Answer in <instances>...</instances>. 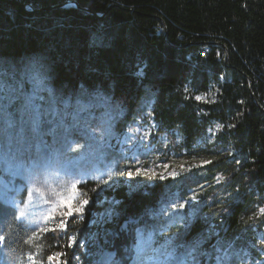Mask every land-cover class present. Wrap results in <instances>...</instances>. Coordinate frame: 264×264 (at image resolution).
Wrapping results in <instances>:
<instances>
[{
  "label": "trees",
  "instance_id": "obj_1",
  "mask_svg": "<svg viewBox=\"0 0 264 264\" xmlns=\"http://www.w3.org/2000/svg\"><path fill=\"white\" fill-rule=\"evenodd\" d=\"M30 65L55 91L71 99L101 92L127 116L151 98L146 117L155 120V141L163 134L175 140L180 133L192 150L214 121L222 124L215 144L198 151L207 153L212 169L229 166L227 179L217 190L207 189L195 215L171 229L173 249L201 241L212 221L221 238L238 236V242L264 225V214L254 213L264 194V0H0V69L14 68L20 76ZM214 83V100L197 99ZM230 144L240 156L238 165H226L230 155L219 151ZM91 184L82 187L92 204L97 191L91 192ZM167 187L155 179L148 189L123 186L109 193L119 214L142 222L168 195ZM71 222L67 231L42 237V264L47 257L59 264L57 254L61 264L90 263L82 249L70 250L64 237L86 236L90 220ZM33 232L0 198L5 263L17 264L32 250ZM109 239L120 264H127L133 233L113 225ZM212 248L199 254L201 264Z\"/></svg>",
  "mask_w": 264,
  "mask_h": 264
},
{
  "label": "rangeland",
  "instance_id": "obj_2",
  "mask_svg": "<svg viewBox=\"0 0 264 264\" xmlns=\"http://www.w3.org/2000/svg\"><path fill=\"white\" fill-rule=\"evenodd\" d=\"M29 67L20 76L14 68L0 69V198L13 205L18 219L34 230L29 238L32 250L17 264H42V237L60 229L62 221L67 231L69 220L74 226L87 217L90 230L86 236L64 237L70 250L82 249L89 264H120L115 250L109 248L113 245L109 242L113 225L126 234L133 233L127 264H201L199 254L208 247L214 248L208 251L204 264H264V225L248 241L239 237L238 242V236L221 238L212 221L201 241L173 249L171 229L191 219L201 207L202 196L208 194L207 189L217 190V185L227 179L229 166L212 169L207 153L198 151L215 144L223 128L221 123L214 121L208 127L192 147L194 152L183 145L180 133L175 140L163 134L155 141V120L146 117L151 98L127 116L124 108L101 92L78 93L73 99L57 92L37 67ZM217 91L218 84L214 83L198 97L212 101ZM36 104L43 105V114L38 129L33 131ZM25 151L28 160H24ZM219 151L230 155L226 165L239 164L240 156L232 144ZM155 179L167 182L168 195L151 208L144 221L125 218L114 209L117 200L109 192L123 186L148 189ZM193 180L199 182L190 186ZM89 182L91 192L97 191L92 204L82 187ZM255 195L261 196L258 191ZM85 199L89 203L83 213L64 216L67 202L78 205ZM262 210L264 194L254 213L263 215ZM214 239L216 245L212 246ZM56 261L61 264V254L56 255ZM47 263H52L49 257ZM0 264L12 263H5L0 255Z\"/></svg>",
  "mask_w": 264,
  "mask_h": 264
},
{
  "label": "snow or ice",
  "instance_id": "obj_3",
  "mask_svg": "<svg viewBox=\"0 0 264 264\" xmlns=\"http://www.w3.org/2000/svg\"><path fill=\"white\" fill-rule=\"evenodd\" d=\"M40 99H43V98H40ZM197 99H201V97H197ZM30 103H31V101H30ZM42 107H43L42 104H36L35 105L36 119L33 122V131H36L39 127L40 117L43 114L41 111ZM79 147L80 146L77 145V148H79ZM129 175H130V173H129ZM72 187H73V189H75L76 185L73 184ZM88 203H89V201L87 199L80 201L78 205H73L70 202H67V210L64 212V216L71 218V217H73L74 213H77V214L83 213L84 207ZM181 207H184V205H181ZM262 211H264V210H262ZM60 229H61V231H66L67 224L64 221H62L60 223ZM69 239L71 240L73 238H69ZM3 240H4V237L0 236V242H2ZM49 259H51V257H49Z\"/></svg>",
  "mask_w": 264,
  "mask_h": 264
},
{
  "label": "water",
  "instance_id": "obj_4",
  "mask_svg": "<svg viewBox=\"0 0 264 264\" xmlns=\"http://www.w3.org/2000/svg\"><path fill=\"white\" fill-rule=\"evenodd\" d=\"M70 3H74V4L77 5V3H76L75 1H70ZM102 15H104V14H101V15H99V16H102Z\"/></svg>",
  "mask_w": 264,
  "mask_h": 264
},
{
  "label": "bare ground",
  "instance_id": "obj_5",
  "mask_svg": "<svg viewBox=\"0 0 264 264\" xmlns=\"http://www.w3.org/2000/svg\"><path fill=\"white\" fill-rule=\"evenodd\" d=\"M32 157V156H31ZM104 261V260H103Z\"/></svg>",
  "mask_w": 264,
  "mask_h": 264
}]
</instances>
